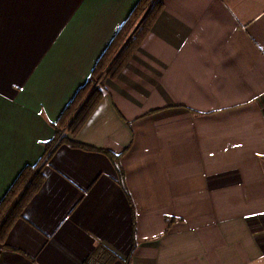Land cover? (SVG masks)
<instances>
[{
    "label": "crops",
    "instance_id": "0c3cea01",
    "mask_svg": "<svg viewBox=\"0 0 264 264\" xmlns=\"http://www.w3.org/2000/svg\"><path fill=\"white\" fill-rule=\"evenodd\" d=\"M139 1L0 0V200ZM68 136L0 264H264V0H161Z\"/></svg>",
    "mask_w": 264,
    "mask_h": 264
},
{
    "label": "trees",
    "instance_id": "16d2710c",
    "mask_svg": "<svg viewBox=\"0 0 264 264\" xmlns=\"http://www.w3.org/2000/svg\"><path fill=\"white\" fill-rule=\"evenodd\" d=\"M151 0H140L127 21L116 33L112 41L105 48L103 54L97 61L91 78L77 91L73 96L72 100L67 104L63 112L61 113L58 120L55 122L54 129L55 134L53 139L46 145L47 155L44 160L36 165H26L20 171L16 179L10 188L6 191L2 199L0 200V250L2 248H8L5 244V238L12 227L13 223L17 218L22 216L25 205L28 201L40 190L44 182V176L42 173L43 163L48 161L52 152L62 144H70L72 146L93 149L89 145L83 143H78L68 136L75 135L83 126L84 122L87 120L93 109L96 107L103 95V83L106 77L114 76L118 71L123 67V65L128 61L132 52L137 48L138 42L141 39V36L145 34L151 25L152 20L155 17L156 9L161 7V0H156L154 3H151ZM145 10V11H144ZM144 11V14H143ZM136 16V20L133 19ZM139 24L140 31L137 33L136 37L132 40H125L121 45V50L118 55L110 61V54L115 50L118 41L120 40L123 32L131 24L134 26ZM106 68V70H105ZM104 69L105 74L97 89L94 93L87 97L86 92L93 83L92 77L100 70ZM85 102L80 109L79 113L74 116L73 112L79 104L82 102L83 96H85ZM60 135V136H59ZM103 152H107L103 149H98ZM50 152V153H49ZM109 153V152H107ZM113 161L117 172H118V181L125 190L130 203L132 205V199L128 192L127 185L125 183V172L123 167L120 164V161L113 154L110 156ZM111 260H114L111 258ZM108 264V263H107Z\"/></svg>",
    "mask_w": 264,
    "mask_h": 264
},
{
    "label": "rangeland",
    "instance_id": "374dc122",
    "mask_svg": "<svg viewBox=\"0 0 264 264\" xmlns=\"http://www.w3.org/2000/svg\"><path fill=\"white\" fill-rule=\"evenodd\" d=\"M152 2L151 3H154L156 0H151ZM145 11V10H144ZM144 11H143V14H144ZM136 20V16H135V18L133 19V21H135ZM140 31V29L138 28V27H135L134 28V26L131 24V27H129V29H127V30H125L124 32H123V35L121 36V38H120V40L118 41V44H117V46H116V48H115V50L113 51V53H111L110 54V58H109V60L111 61L113 58H114V56L116 55H118V53L120 52V50L122 49L121 48V45L124 43V41L126 40H132L133 38H135L136 37V35H137V33ZM105 70H106V68H105ZM105 70L104 69H102V70H100V71H98L93 77H92V79L91 80H93V83L91 84V86H90V88L87 90V92H86V95H87V97L89 96V95H91L92 93H94L97 89H99V85H100V83H101V81H102V79H103V77H104V74H105ZM86 95L85 96H83V98H82V102H81V104H79L78 106H77V108L73 111V112H75L74 113V116L76 117V115L79 113V111H80V109L82 108V106H83V104H84V102H85V97H86ZM60 136V135H59ZM117 174H118V172H117ZM119 175V174H118ZM117 175V176H118ZM93 264H94V262H93Z\"/></svg>",
    "mask_w": 264,
    "mask_h": 264
},
{
    "label": "built area",
    "instance_id": "2783aa9c",
    "mask_svg": "<svg viewBox=\"0 0 264 264\" xmlns=\"http://www.w3.org/2000/svg\"><path fill=\"white\" fill-rule=\"evenodd\" d=\"M98 264V262L96 260H93V259H89L88 261L84 262L83 264Z\"/></svg>",
    "mask_w": 264,
    "mask_h": 264
}]
</instances>
